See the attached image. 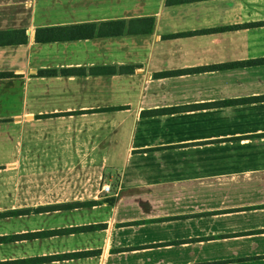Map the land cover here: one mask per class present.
Segmentation results:
<instances>
[{"label":"crops","instance_id":"obj_1","mask_svg":"<svg viewBox=\"0 0 264 264\" xmlns=\"http://www.w3.org/2000/svg\"><path fill=\"white\" fill-rule=\"evenodd\" d=\"M144 15L147 33L34 41L37 26ZM15 27L27 41L0 45L13 72L0 76V159L101 145L116 180L68 196L55 172H0V264H264V99L201 104L264 95V0H0V30ZM246 59L259 60L202 67ZM101 64L134 69L37 74Z\"/></svg>","mask_w":264,"mask_h":264},{"label":"trees","instance_id":"obj_2","mask_svg":"<svg viewBox=\"0 0 264 264\" xmlns=\"http://www.w3.org/2000/svg\"><path fill=\"white\" fill-rule=\"evenodd\" d=\"M184 0H165L167 4L176 3ZM154 17L152 15L136 16L132 18H108L101 20H92L76 23H58L45 26H37L34 31V41L43 42L51 40H66L86 37H101L120 34H135L147 33L153 28ZM206 30V29H203ZM194 30L178 32V34H187ZM27 41V33L24 27H15L10 29L0 30V45L3 44H18ZM259 59L236 60L230 62H221L217 64L205 65V68H226L231 66L243 65L251 63ZM134 69L133 64H101L89 66H60V67H40L37 69L38 75H68V74H110V73H126ZM177 70H162L154 72L155 75H167ZM11 71H0V76L12 75ZM264 99V95L234 97L221 100H213L201 104L221 105V104H236L242 102L256 101ZM197 105V104H193ZM122 106H105L99 109H114ZM176 106L151 108L142 110V114H158L161 112H171L177 110ZM50 116L54 113L37 114V116ZM113 195L109 197L88 198L65 203L67 207L74 205H90L99 202H112ZM92 224L84 225L90 227Z\"/></svg>","mask_w":264,"mask_h":264},{"label":"rangeland","instance_id":"obj_3","mask_svg":"<svg viewBox=\"0 0 264 264\" xmlns=\"http://www.w3.org/2000/svg\"><path fill=\"white\" fill-rule=\"evenodd\" d=\"M26 131L27 128H24L25 137ZM54 131L52 129V132ZM36 132L41 134L42 129H36ZM59 135H63V133ZM67 135L69 136V134ZM62 146L59 144L44 145L42 146V151L36 152L34 159L31 160H28L26 156H22L24 158L21 160L8 162L0 159V172H55L57 178L60 176L62 178L61 181H66L68 196H99L113 189L116 173L108 172L109 168L102 158L101 151L103 150L101 145H95L92 148L90 144H82L80 146L81 149L78 148L81 154L74 151L75 146L70 145H68L66 154H63ZM92 150L95 153L93 155L91 153ZM6 152L10 151L6 150ZM6 156L8 157L9 155H1L0 158ZM65 157L66 159L64 160ZM119 160L121 159L119 158ZM115 161L117 163L121 162ZM105 183L110 184L108 191L102 189Z\"/></svg>","mask_w":264,"mask_h":264},{"label":"built area","instance_id":"obj_4","mask_svg":"<svg viewBox=\"0 0 264 264\" xmlns=\"http://www.w3.org/2000/svg\"><path fill=\"white\" fill-rule=\"evenodd\" d=\"M102 189H104V191H108L110 189V184L109 183H105L103 185V188Z\"/></svg>","mask_w":264,"mask_h":264}]
</instances>
